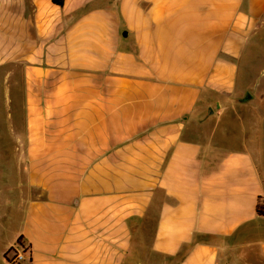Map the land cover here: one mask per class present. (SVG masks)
Wrapping results in <instances>:
<instances>
[{"label":"crops","instance_id":"0c3cea01","mask_svg":"<svg viewBox=\"0 0 264 264\" xmlns=\"http://www.w3.org/2000/svg\"><path fill=\"white\" fill-rule=\"evenodd\" d=\"M263 15L264 0H0L31 191L2 217L20 229L0 264L18 237L19 264H264V128L226 138L202 117L242 91Z\"/></svg>","mask_w":264,"mask_h":264},{"label":"rangeland","instance_id":"374dc122","mask_svg":"<svg viewBox=\"0 0 264 264\" xmlns=\"http://www.w3.org/2000/svg\"><path fill=\"white\" fill-rule=\"evenodd\" d=\"M2 79L3 73H0V219L14 213L15 200L22 190L23 195L31 193L29 186L25 182L18 184L17 179L21 177L24 181L27 176L26 168H21V171L17 169L21 154L16 147L21 146V142L16 131L23 128L20 105L8 104V97H19V90L7 88ZM238 85L243 88L237 97L224 105H211L202 111L205 123L210 124V127H217L216 130L222 137L236 134L242 127L246 130L264 128V15L247 41L239 60ZM247 94L251 97L244 100ZM255 156L264 161V152L258 155L256 153ZM147 220L148 218L135 227V231L139 228L145 236L148 235L146 241L149 240L152 229ZM1 222L4 227L0 228V251L14 241L20 229L19 220L14 216L2 219ZM20 243L6 249V259L13 256ZM23 249L27 247L23 246ZM133 264L142 263L135 261Z\"/></svg>","mask_w":264,"mask_h":264},{"label":"trees","instance_id":"16d2710c","mask_svg":"<svg viewBox=\"0 0 264 264\" xmlns=\"http://www.w3.org/2000/svg\"><path fill=\"white\" fill-rule=\"evenodd\" d=\"M54 3L62 5L63 0H53ZM256 213L260 216H264V197H260L256 204ZM21 242V237L17 238V243ZM21 245V243H20Z\"/></svg>","mask_w":264,"mask_h":264},{"label":"built area","instance_id":"2783aa9c","mask_svg":"<svg viewBox=\"0 0 264 264\" xmlns=\"http://www.w3.org/2000/svg\"><path fill=\"white\" fill-rule=\"evenodd\" d=\"M22 260H24V256H23V246H18V248H16V250L14 251L13 256L9 257L8 262H10L11 264H19L20 262H22Z\"/></svg>","mask_w":264,"mask_h":264},{"label":"water","instance_id":"95a60500","mask_svg":"<svg viewBox=\"0 0 264 264\" xmlns=\"http://www.w3.org/2000/svg\"><path fill=\"white\" fill-rule=\"evenodd\" d=\"M251 97V95L250 94H247L243 99L244 100H247V99H249Z\"/></svg>","mask_w":264,"mask_h":264}]
</instances>
